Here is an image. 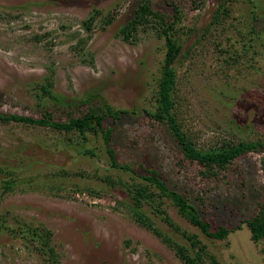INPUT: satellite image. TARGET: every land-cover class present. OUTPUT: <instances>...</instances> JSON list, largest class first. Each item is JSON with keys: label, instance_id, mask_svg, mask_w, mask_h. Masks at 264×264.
Returning a JSON list of instances; mask_svg holds the SVG:
<instances>
[{"label": "rangeland", "instance_id": "374dc122", "mask_svg": "<svg viewBox=\"0 0 264 264\" xmlns=\"http://www.w3.org/2000/svg\"><path fill=\"white\" fill-rule=\"evenodd\" d=\"M138 1L0 0V111L40 116L48 108L63 120L86 107L41 104L35 93L47 73L56 91L76 97L97 92L130 109L116 121L107 120L118 161L138 173L157 168L213 226L240 223L226 238H210L162 198L179 227L196 233L223 264H264V242L254 241L243 221L264 198V150L205 176L196 161L182 155L166 126L142 111L154 105L165 44L152 26L140 27L136 39L119 34ZM222 3L229 12L213 23ZM151 4L169 19L178 7L176 35L182 47L176 60V113L187 135L202 148L264 138V0ZM94 7L100 12L87 31L82 20ZM107 13L115 17L104 25ZM79 37L85 43H77ZM72 136L48 126L0 122V214L11 224L19 219L49 227L59 264H184L131 215L126 185L142 178L112 167L100 139L82 143V148L94 146L97 154L89 155L67 145ZM4 165L20 180L10 191H2L8 176ZM144 209L163 231L188 244L148 204ZM0 264L45 262L40 250L3 231Z\"/></svg>", "mask_w": 264, "mask_h": 264}, {"label": "trees", "instance_id": "16d2710c", "mask_svg": "<svg viewBox=\"0 0 264 264\" xmlns=\"http://www.w3.org/2000/svg\"><path fill=\"white\" fill-rule=\"evenodd\" d=\"M97 12H100V10L94 7L93 11L82 20V24L85 25L87 31L92 29L91 24L96 18ZM228 12V7L223 3L220 4L213 14L212 22H217L220 16ZM114 17V14L107 13L103 19L104 25L110 23ZM178 20V7L176 5L172 19H169L165 13L152 7L151 0H140L133 9V14L120 26L119 34L126 40L136 39V33L140 27L146 29L152 26L157 34L164 38L165 51L157 79L154 105L152 108H143L142 111L152 120L166 126L170 137L174 140L182 155L190 161H196L202 167L200 171L203 175H213L218 169L227 167L236 158L249 152L263 151L264 138H241L237 141H226L218 146L202 148L198 147L183 130L176 113L175 98L178 77L176 60L182 47L180 38L176 35ZM85 39V37H79L77 43H85ZM53 83V76L50 73L44 74L42 81L38 83L35 95L39 101H42L41 104L72 108H78L81 104H85L86 107L80 110L78 114H74L72 111L69 112L68 117L63 120L55 118L48 108H45L40 116L0 111V122L15 121L48 126L70 133L71 136L73 134L72 137H68L67 145L76 146L79 152L89 155L97 154L94 146L82 148V143L88 139L91 140V138L100 139L101 148L112 167L135 173L142 178V181L133 183L130 187L126 185L130 193L129 208L132 217L139 224L161 237L166 245L173 248L175 254L184 264H223L196 233H190L179 227L166 208L162 206V198L170 199L183 217L210 238L224 239L231 231L239 228L240 223L232 227L226 224L213 226L209 219L201 215L196 204L187 195L168 184L157 168L147 167L146 173H138L128 162L120 163L118 161L112 143L114 128L107 123V120L116 121L122 118L124 113L131 112L130 109L112 105L103 95L97 92H90L80 97L66 95L56 91ZM262 159V173L264 176V158ZM1 168L8 175L3 179L2 191L13 190L14 186L20 183L19 178L15 179V175L12 174L14 170L11 168L9 170L8 165ZM145 204L149 205L150 212L154 216H159L183 238L188 240V244L180 242L157 226L151 215L144 209ZM243 221L250 231L251 238L256 242H264V198L258 202L257 210L252 215L244 218ZM3 231H7L13 237L20 238L26 245L34 246L37 250H40L45 264L60 263L59 253L52 239V230L43 223H32L16 219L15 224H11L5 216L0 214V233Z\"/></svg>", "mask_w": 264, "mask_h": 264}]
</instances>
